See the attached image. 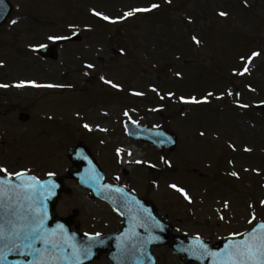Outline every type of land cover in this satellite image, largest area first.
Masks as SVG:
<instances>
[{
    "label": "rangeland",
    "instance_id": "rangeland-1",
    "mask_svg": "<svg viewBox=\"0 0 264 264\" xmlns=\"http://www.w3.org/2000/svg\"><path fill=\"white\" fill-rule=\"evenodd\" d=\"M8 1L0 77L14 82L0 97V165L16 172L27 161H48L35 173L63 178L71 168L67 151L82 143L108 181L116 175L145 191L148 173L156 174L157 209L179 235L217 241L260 218L252 204L264 189V109L257 107L264 102V0ZM153 4L159 7L133 12ZM93 10L112 20L91 19ZM69 35L79 39L58 47L55 61L38 58L35 49L54 42L49 36ZM253 52L260 55L249 62ZM30 82L56 87L33 90ZM192 99L200 102H185ZM20 113L29 114L27 123ZM127 120L166 125L178 148L158 156L130 141ZM6 121L13 125L4 128ZM171 183L190 200L181 202ZM85 205L83 217L108 215L101 205ZM155 253L159 264H178L165 248Z\"/></svg>",
    "mask_w": 264,
    "mask_h": 264
},
{
    "label": "flooded vegetation",
    "instance_id": "flooded-vegetation-1",
    "mask_svg": "<svg viewBox=\"0 0 264 264\" xmlns=\"http://www.w3.org/2000/svg\"><path fill=\"white\" fill-rule=\"evenodd\" d=\"M11 125H13V122L6 121L3 127L8 128L11 127ZM4 134V131H2L0 139H5ZM2 140L0 142L1 149L4 147V142ZM16 165H18V163L14 164V166ZM0 167H4L7 170L9 168L7 164H2ZM9 173H15V171H10ZM0 176H4V174L0 173ZM154 187V185L149 184L145 191H143V189L136 190L130 187L128 188L134 191L147 204L157 207V195L155 194L156 190ZM56 188H58V186ZM5 191L9 193L7 197L10 199L4 197ZM61 197H66V200H70L69 203H72L73 206L62 204V200H60ZM0 198H3L2 203L6 206L0 209V214H5V219L0 221L6 223L4 226L3 239L7 241V248H0V264H112L109 255L110 252L114 250L115 243L110 240L109 236L122 227L124 220L114 214L107 215L105 218L103 216L98 218L92 215L83 217L81 215L83 212L81 208L85 207V204L88 203H99L109 211L108 207L104 203L95 200L89 191L84 190L77 184H69L65 192H63L59 198L57 195L54 207L52 209L50 207L45 209L46 218L43 231L49 240L55 241L56 244L60 245L54 252L50 244L45 246L43 243L38 242L34 246L35 251H33L26 248L25 244L21 243L20 240L16 242V238L13 237L9 231L8 220H14L18 227L23 228L25 225L23 216L29 204L23 199L25 195L8 190L7 188L0 189ZM52 211H54L53 216ZM68 211H73L74 214H67L69 213ZM76 214H79V216L77 217ZM162 216L166 220L169 219L166 213ZM61 228L63 229V233L60 232ZM128 228L130 231L126 232L124 236L133 239L134 227L131 225ZM94 236H98V239H89ZM17 244L20 246L16 247ZM131 244L136 246V242H132ZM73 245L77 248L92 245V254L88 257L81 256L80 260L77 261L73 256ZM126 247L127 242L124 241L122 249H126ZM155 249V247H151L152 251ZM41 252H43V257L40 255ZM61 254L67 255L65 261L61 257ZM4 255H6V257H4Z\"/></svg>",
    "mask_w": 264,
    "mask_h": 264
},
{
    "label": "snow or ice",
    "instance_id": "snow-or-ice-1",
    "mask_svg": "<svg viewBox=\"0 0 264 264\" xmlns=\"http://www.w3.org/2000/svg\"><path fill=\"white\" fill-rule=\"evenodd\" d=\"M4 4V0H0V5ZM159 5L153 4L151 5V8L148 9H134L133 12H146L151 11L152 9L158 8ZM133 12H128L125 15L131 16ZM94 15L100 16V13H95ZM221 16L227 15V13L221 12L219 13ZM105 20H109V17L103 16L102 17ZM15 23V21H13ZM49 40L57 41L60 39H66V37L62 36H49ZM193 41L196 44H199L200 41L196 38H192ZM260 53L253 52L252 56L248 58L249 62L252 60V58L259 56ZM241 59H244L243 57ZM88 68H92L93 65L89 64L87 65ZM248 71V68L245 67L244 71L240 74L243 75L245 72ZM101 80H104L103 77H101ZM105 83L110 84L113 88H118L119 86L112 83L109 80H104ZM32 87H45V88H53L56 87L52 84H46V85H38L34 82H30ZM23 84L17 85V87H22ZM0 87H7L6 85H0ZM136 95H141V93H135ZM232 93L229 92V95ZM211 95V93H209ZM185 102H191V103H199L200 101H197L195 99H192L191 101H185ZM206 102V101H205ZM241 107H245V105H241ZM125 115H127V112H125ZM85 128H89L88 124L84 125ZM203 134V133H202ZM161 143L165 142L163 139L160 141ZM119 152V150H118ZM136 163H140V161H136ZM0 173L4 174V179H0V189L7 188L11 191H17V192H25L27 193L26 199L30 201L28 208L25 210L23 219L25 221V225L23 228H20L17 226L16 222L12 219L8 220L9 225V231L13 237L20 240L21 243L25 244V247L28 249H31L35 251V244L36 243H43L45 246L51 245L52 251L54 252L57 248L60 247V245L56 244L55 241L49 240V238L45 235L43 231V226L46 218V212L36 207V205L41 201L42 192L40 189H42L44 186L39 184V181L36 180L35 177H29L28 180L21 179V183L17 186H11L9 185V181H11L14 177L15 178H22L24 176L23 172H16V173H9L8 170L4 167H0ZM49 176L54 175L53 173H49ZM232 175H236V173H232ZM118 179V178H117ZM56 185H51L48 187L47 191L48 194H52V191ZM173 188L176 189V191L180 192L182 195H184L185 199H189L187 193L183 191V189L177 188L176 185H172ZM118 190V189H117ZM264 204V201L261 202ZM254 219V218H253ZM251 222V221H250ZM155 227H160L159 224H156ZM261 231L259 233H253L250 238L246 241H243L238 244H229L226 245L223 249L222 253H210L208 252L206 246L204 244L199 245V249L203 250L200 252L201 255L204 253H207L208 255L217 256L221 259L219 260V264H264V225H261ZM60 232L63 233V229H60ZM4 226L0 225V239L4 238ZM99 235V234H97ZM90 240H95L94 237H90ZM152 239H156V237H151L148 241L145 243H150ZM26 242V243H25ZM20 245L17 244L16 247H19ZM73 247V256L77 261L80 260L81 256L88 257L91 253V247L92 245H88L86 247L77 248L75 245ZM193 251V255L197 254L196 250H190ZM23 254V253H22ZM31 254V253H29ZM40 255L43 257V252L40 253Z\"/></svg>",
    "mask_w": 264,
    "mask_h": 264
},
{
    "label": "water",
    "instance_id": "water-1",
    "mask_svg": "<svg viewBox=\"0 0 264 264\" xmlns=\"http://www.w3.org/2000/svg\"><path fill=\"white\" fill-rule=\"evenodd\" d=\"M10 11H11L10 5L8 4V2L6 0H4V4L0 5V25L6 20ZM58 43L61 44V41H59ZM46 51L47 52L43 53L42 55L53 57L52 53H49L50 49H47ZM138 131L145 132V137H147L146 140L150 141L153 144H158L159 141H157L156 138L164 139L165 136L169 137L170 139L174 138V135H172L171 133H168V132L163 131V130H158L155 128H148L145 131H143V130H138ZM173 144H174V141H169V145L171 146L169 149L173 148V146H172ZM74 152H75V150L69 154V157H70V159H74L75 160L74 162H76L78 159H77V154ZM81 162H83V161L79 159L78 164L76 166L81 167ZM92 166L94 167L95 165L92 164ZM20 179H22V178L15 179L14 183L16 181L19 182ZM261 225H264V220L257 222L251 230H249L247 233L243 234L242 236L227 238L223 242L216 244L214 246H211L206 242H200V244L201 243L204 244L206 246L208 252H210V253H222V251L226 245L241 243L243 241L248 240L253 233H259L261 231V227H260ZM195 247L196 248L194 250L197 251V254L193 255V251L188 252L189 259L188 258L185 259V258H183L184 255L183 256L180 255L182 261H183V259H185L183 261L184 263H188L190 261L192 264H219V260L221 259L220 257L208 255L207 253H204L203 255H201L200 252L203 250H200L199 246H195Z\"/></svg>",
    "mask_w": 264,
    "mask_h": 264
}]
</instances>
